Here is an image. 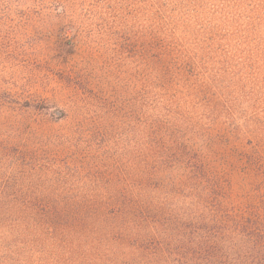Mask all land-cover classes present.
<instances>
[{
	"label": "rangeland",
	"instance_id": "374dc122",
	"mask_svg": "<svg viewBox=\"0 0 264 264\" xmlns=\"http://www.w3.org/2000/svg\"><path fill=\"white\" fill-rule=\"evenodd\" d=\"M150 119L163 183L174 138L251 181L232 154L264 161V0H0V196L140 188ZM2 245L0 264H153L109 237Z\"/></svg>",
	"mask_w": 264,
	"mask_h": 264
},
{
	"label": "trees",
	"instance_id": "16d2710c",
	"mask_svg": "<svg viewBox=\"0 0 264 264\" xmlns=\"http://www.w3.org/2000/svg\"><path fill=\"white\" fill-rule=\"evenodd\" d=\"M146 125L140 188L107 192L102 203L36 202L24 193H3L0 253L18 234H47L109 237L131 247L139 262L151 258L153 264H264V193H254L264 184L259 155L232 154L239 167L248 168L242 175L251 177L238 182L230 171L211 166L207 154L174 138L179 160L163 183L155 164L161 153L172 152H163L158 122L150 119ZM165 190L168 195L162 196ZM33 198L49 199L41 193Z\"/></svg>",
	"mask_w": 264,
	"mask_h": 264
}]
</instances>
